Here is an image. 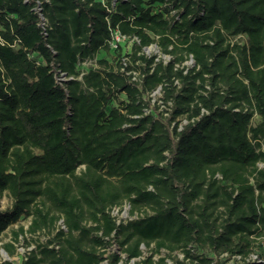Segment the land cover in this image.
<instances>
[{
	"label": "trees",
	"instance_id": "trees-1",
	"mask_svg": "<svg viewBox=\"0 0 264 264\" xmlns=\"http://www.w3.org/2000/svg\"><path fill=\"white\" fill-rule=\"evenodd\" d=\"M40 2L0 0V250L47 239L0 264H259L264 0Z\"/></svg>",
	"mask_w": 264,
	"mask_h": 264
},
{
	"label": "rangeland",
	"instance_id": "rangeland-1",
	"mask_svg": "<svg viewBox=\"0 0 264 264\" xmlns=\"http://www.w3.org/2000/svg\"><path fill=\"white\" fill-rule=\"evenodd\" d=\"M144 53L147 56L150 55H155L157 57V59H163L164 61L168 60V56L161 54V52L159 51V49L155 46L152 45L150 47H148L146 50H144ZM90 64L83 66V67H87L90 66ZM184 65H186L187 67H192L193 66V60L191 58H189L188 60H186L184 62ZM162 96L161 93V89L158 87L155 90H153L150 93V98H151V104H156L159 106L160 110L166 109V107H164L163 105H161L160 102V98ZM257 118H254V121H256ZM259 166H263V163H260ZM9 198L8 196H4L3 199L0 202V208L3 209L5 207H7L9 205ZM111 214L116 218L117 222L120 221H125L127 219H133L136 218L138 215L134 214V215H130L129 214V207L127 205H124L122 207V209H114L112 210ZM28 219H21L18 223L14 224L9 230H7L1 237H0V246L4 243L7 242H11L12 241V233H11V229H16L19 225H22L24 227V229L27 228L28 225ZM60 227L62 226L61 223H57V226ZM47 239V235L44 233H40V234H36V235H30L28 233L21 235L18 237V240L16 242H13V246H14V252L12 255H8L3 249L0 250V261H4V260H8V261H12L14 263H20V261L23 259V257L27 254V252L31 249H33L37 242H45V240ZM264 243V239L262 240ZM112 251H117L116 246L114 245L113 247H111ZM143 251V256L148 255V251L147 249H145L144 247L142 248ZM258 251V250H256ZM162 257H166V262L167 264H174V259L167 257L166 252L162 251L161 255ZM175 256L178 259L182 258V254L181 253H176ZM224 256V255H223ZM220 256L219 259H223L225 258V256ZM158 257H155L154 259L156 260ZM140 261V259L137 260H133L130 261L129 264H137ZM225 264H237L236 261L234 259H229L228 261L225 262Z\"/></svg>",
	"mask_w": 264,
	"mask_h": 264
},
{
	"label": "built area",
	"instance_id": "built-area-1",
	"mask_svg": "<svg viewBox=\"0 0 264 264\" xmlns=\"http://www.w3.org/2000/svg\"><path fill=\"white\" fill-rule=\"evenodd\" d=\"M102 1H103V4H105V0H102ZM109 1H110L111 7H114L116 2H117V0H109ZM34 9L39 15L40 26L42 28H44L46 20L42 14V7H41L40 0H36V5H35ZM134 43H139V40L136 37H128L126 35L121 34L118 29H110V39L108 41V45H109L110 49H117L120 45H122L125 48V50L128 51ZM147 48L148 47H144L142 49V51L144 52V50H146ZM90 63L92 65L93 61L84 62L83 65L86 66ZM65 79H66V76L63 73H60L57 77V81H59V82L65 80ZM133 79H136V78L133 77ZM232 259H234L236 261V263H238V264L242 262V259L239 256L233 257ZM245 261H253V262H256L259 264H264V252L261 255H259L257 252L251 253L245 259Z\"/></svg>",
	"mask_w": 264,
	"mask_h": 264
}]
</instances>
